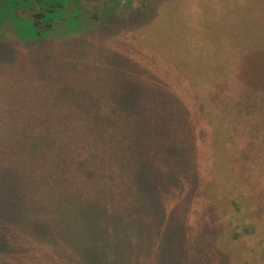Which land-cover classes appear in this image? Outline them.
Returning <instances> with one entry per match:
<instances>
[{
    "label": "trees",
    "instance_id": "obj_1",
    "mask_svg": "<svg viewBox=\"0 0 264 264\" xmlns=\"http://www.w3.org/2000/svg\"><path fill=\"white\" fill-rule=\"evenodd\" d=\"M164 1L123 17L120 0H0V78L39 48L38 76L51 79H0V264H209V221L191 244L190 211L203 203L216 220L188 152L207 142L205 115L231 122L218 102L206 112L215 91L199 100L183 80L134 63L128 32ZM53 57L62 74L47 66ZM251 86L219 101L251 115L264 80ZM254 125L264 142V123Z\"/></svg>",
    "mask_w": 264,
    "mask_h": 264
},
{
    "label": "rangeland",
    "instance_id": "obj_2",
    "mask_svg": "<svg viewBox=\"0 0 264 264\" xmlns=\"http://www.w3.org/2000/svg\"><path fill=\"white\" fill-rule=\"evenodd\" d=\"M120 2L119 14L123 17L142 4V0ZM128 35L135 64L183 80L199 100H208L206 95L215 91L206 112L218 102L223 107L215 113L226 112L230 117L229 128L225 122L221 124L233 138L218 135L222 127H216L219 119L208 114V139L198 152L201 155L193 156L194 149L188 152L190 161L200 165L205 204L212 206V218L216 220L208 219L203 203L195 205L189 220L191 244L198 228L209 221L207 242L200 250L209 264H264V153H260L264 152V142H258L257 135L251 136V128L257 127L255 121L264 123V86L252 93L259 96L253 100L255 106L249 108L251 115L243 113V106L224 107L219 101L229 95L235 103L244 91L251 90L252 80H264V0H167L149 26ZM123 49L127 51L125 46ZM18 56L13 66L7 64L8 76L1 80H51L46 74L38 76L46 68L37 67L41 61L39 48ZM54 58L47 66L59 68L62 74L65 64L54 63ZM138 77L145 80L150 73ZM69 78L84 80L78 75ZM194 83L201 87L196 88ZM185 148L190 149L186 144Z\"/></svg>",
    "mask_w": 264,
    "mask_h": 264
}]
</instances>
